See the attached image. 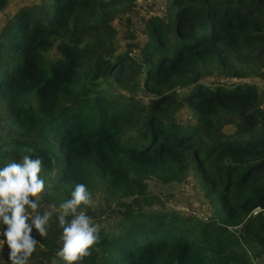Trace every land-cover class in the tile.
<instances>
[{
  "label": "trees",
  "instance_id": "1",
  "mask_svg": "<svg viewBox=\"0 0 264 264\" xmlns=\"http://www.w3.org/2000/svg\"><path fill=\"white\" fill-rule=\"evenodd\" d=\"M136 2L41 0L0 29V167L32 148L44 161L43 209L78 183L94 203L103 195L113 224L82 264H257L264 88L244 80L264 81V0H169L145 21L137 53L118 51L113 22ZM185 107L194 122L177 120ZM191 174L212 212L203 221L149 191ZM62 231L56 214L47 237L33 229L29 264H66Z\"/></svg>",
  "mask_w": 264,
  "mask_h": 264
},
{
  "label": "clouds",
  "instance_id": "2",
  "mask_svg": "<svg viewBox=\"0 0 264 264\" xmlns=\"http://www.w3.org/2000/svg\"><path fill=\"white\" fill-rule=\"evenodd\" d=\"M24 151L20 162L0 167V224L4 226L0 236L9 250L8 264H29L40 244L33 229L40 237H47L54 214L63 230V244L56 256L66 264H82L100 239V226L84 210L94 205L92 193L78 183L58 210L49 205V210L41 212L46 186L41 175L44 161L31 155L32 148Z\"/></svg>",
  "mask_w": 264,
  "mask_h": 264
},
{
  "label": "rangeland",
  "instance_id": "3",
  "mask_svg": "<svg viewBox=\"0 0 264 264\" xmlns=\"http://www.w3.org/2000/svg\"><path fill=\"white\" fill-rule=\"evenodd\" d=\"M40 1L41 0H9L6 7L0 11V29L10 18H12L21 6L38 4ZM168 1L169 0H137L135 6L129 12L118 16L113 22L118 30V51H124L127 49L133 54L137 53V47L133 45L141 44L147 39L143 31L145 21L153 15L161 17L165 15ZM127 43H129V45ZM54 56H56V52L51 51L50 57L54 58ZM220 79L221 78L218 77H208L205 78L203 82L205 84H212L214 81ZM244 81L255 83L264 88V81L260 79H245ZM178 92L182 94L185 91L179 89ZM138 99L143 100L144 102L148 100L143 93H139ZM176 118L182 123L194 122L193 115L187 107L180 109L178 113H176ZM148 185L149 191L159 196L165 203V207L169 209L177 210L188 217L201 221L206 220V218L212 214L211 209L207 204V200L204 198L200 186L195 180L193 174L188 176L185 181L177 184L165 186L155 180H151ZM43 207L44 209L42 207L40 209L41 212L48 208V206L45 205H43ZM56 209L58 210L59 208ZM92 209L93 211L91 215H88L93 218L96 224L108 230L113 224L114 214L113 212H110L108 205L105 206L102 194L97 196ZM3 227L4 226L2 225L0 228L2 231ZM0 242V247L3 248L2 246L4 244H2L1 236ZM4 249H7L6 244L4 245ZM2 252L3 250L0 251V255L3 254ZM255 261L257 264H264V256Z\"/></svg>",
  "mask_w": 264,
  "mask_h": 264
},
{
  "label": "built area",
  "instance_id": "4",
  "mask_svg": "<svg viewBox=\"0 0 264 264\" xmlns=\"http://www.w3.org/2000/svg\"><path fill=\"white\" fill-rule=\"evenodd\" d=\"M2 224H0V228H1ZM0 232H2V230L0 229ZM3 240L2 236H1V241ZM1 244V242H0ZM3 244V243H2ZM0 251H1V247H0Z\"/></svg>",
  "mask_w": 264,
  "mask_h": 264
}]
</instances>
